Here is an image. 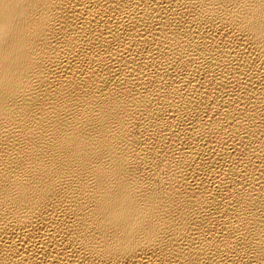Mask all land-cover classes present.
Returning <instances> with one entry per match:
<instances>
[{
    "label": "bare ground",
    "instance_id": "1",
    "mask_svg": "<svg viewBox=\"0 0 264 264\" xmlns=\"http://www.w3.org/2000/svg\"><path fill=\"white\" fill-rule=\"evenodd\" d=\"M0 264H264V0H0Z\"/></svg>",
    "mask_w": 264,
    "mask_h": 264
}]
</instances>
